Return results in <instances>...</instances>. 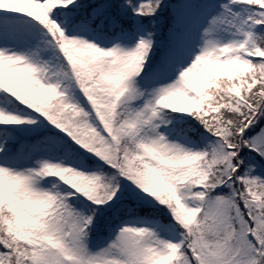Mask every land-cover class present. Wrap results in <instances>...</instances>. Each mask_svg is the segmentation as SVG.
Returning <instances> with one entry per match:
<instances>
[{
  "label": "snow or ice",
  "instance_id": "6c2138e0",
  "mask_svg": "<svg viewBox=\"0 0 264 264\" xmlns=\"http://www.w3.org/2000/svg\"><path fill=\"white\" fill-rule=\"evenodd\" d=\"M0 264H264V0H0Z\"/></svg>",
  "mask_w": 264,
  "mask_h": 264
}]
</instances>
